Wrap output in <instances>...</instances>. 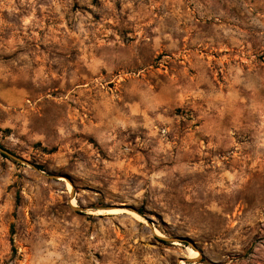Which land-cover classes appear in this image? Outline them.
I'll list each match as a JSON object with an SVG mask.
<instances>
[{"label": "rangeland", "instance_id": "obj_1", "mask_svg": "<svg viewBox=\"0 0 264 264\" xmlns=\"http://www.w3.org/2000/svg\"><path fill=\"white\" fill-rule=\"evenodd\" d=\"M0 145V264H264V0H0Z\"/></svg>", "mask_w": 264, "mask_h": 264}, {"label": "water", "instance_id": "obj_2", "mask_svg": "<svg viewBox=\"0 0 264 264\" xmlns=\"http://www.w3.org/2000/svg\"><path fill=\"white\" fill-rule=\"evenodd\" d=\"M0 152L10 158H12L13 160L19 162V163H22V164H28V165H31V163L28 161V160H25L24 158H21L19 156H16L15 154H13L12 152L6 150L4 147L0 146ZM33 166V165H32ZM36 168V167H35ZM37 169V168H36ZM51 178H57V176H51ZM74 209H78L77 207H73ZM131 210H134L133 208H130ZM161 240H164V241H167V242H170V243H174V242H178V243H187L189 244L190 246H192L193 248L196 249V244L195 242H193L191 239L189 238H186V237H170V238H167V237H159ZM201 258V254L200 256L197 258V259H191V258H187L185 259V261L187 263H192L193 260H199Z\"/></svg>", "mask_w": 264, "mask_h": 264}, {"label": "bare ground", "instance_id": "obj_3", "mask_svg": "<svg viewBox=\"0 0 264 264\" xmlns=\"http://www.w3.org/2000/svg\"><path fill=\"white\" fill-rule=\"evenodd\" d=\"M71 188V187H70ZM69 188V189H70ZM72 189V188H71ZM75 201L76 200H74V198L73 199H71V205L72 206H76V204H75ZM93 212V211H92ZM96 212H98V213H101V214H103V213H105V212H107V213H109V214H122V213H127V214H129V215H131L132 217H134L135 219H144L141 215H139V214H137V213H134V212H132V211H130V210H128V209H124V208H121V207H115V208H108V209H98V210H96ZM103 212V213H102ZM97 214V213H96ZM144 221V220H143ZM142 222V221H141ZM156 234L157 235H159V236H162L163 237V235L162 234H160V233H158V232H156ZM174 243H176V244H179L178 242H174ZM190 258L191 259H197L200 255H199V253H198V251L197 250H195V249H192V248H190ZM180 264H185L184 263V261L182 260L181 261V263Z\"/></svg>", "mask_w": 264, "mask_h": 264}, {"label": "trees", "instance_id": "obj_4", "mask_svg": "<svg viewBox=\"0 0 264 264\" xmlns=\"http://www.w3.org/2000/svg\"><path fill=\"white\" fill-rule=\"evenodd\" d=\"M0 146H2V145H0ZM2 147H3V146H2ZM39 168L42 169L40 166H39Z\"/></svg>", "mask_w": 264, "mask_h": 264}]
</instances>
